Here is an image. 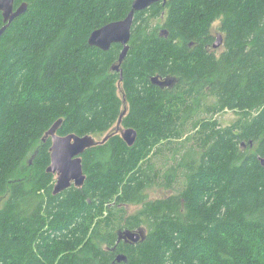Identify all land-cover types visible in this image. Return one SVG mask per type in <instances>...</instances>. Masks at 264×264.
I'll list each match as a JSON object with an SVG mask.
<instances>
[{"label":"trees","instance_id":"1","mask_svg":"<svg viewBox=\"0 0 264 264\" xmlns=\"http://www.w3.org/2000/svg\"><path fill=\"white\" fill-rule=\"evenodd\" d=\"M132 2L15 0L26 11L0 39V264H264V0L154 4L113 71L122 46L88 38ZM119 83L134 144L114 133L87 149L84 184L54 195L44 135L58 120L60 136L107 133ZM225 110L237 118L222 127ZM156 187L170 194L149 199Z\"/></svg>","mask_w":264,"mask_h":264},{"label":"water","instance_id":"2","mask_svg":"<svg viewBox=\"0 0 264 264\" xmlns=\"http://www.w3.org/2000/svg\"><path fill=\"white\" fill-rule=\"evenodd\" d=\"M168 1L172 0H133L130 11L125 18L122 21L109 23L91 32L88 38V45L102 51H108L113 44H120L122 46V51L120 53L117 65L112 68L113 71L119 70V65L124 60L128 51L130 30L135 13L144 11L152 5L160 2L165 5ZM14 2L15 0H0V13L3 23L2 27L0 28V39L10 27L11 23L23 15L26 11L25 3L15 8ZM222 42L223 36L218 34L214 39L212 48H219L222 46ZM153 82L162 86L169 85L171 80L161 82L158 81L157 78H154ZM125 113L126 110L121 112L118 119L119 124L121 123V119ZM60 124L61 120L56 121L46 132L43 139L45 140V138L50 137L51 141L49 148L50 163L46 169V172L54 175L55 177V184L53 187L54 195L63 192L71 185L75 187H81L84 184L85 175L83 173L81 155L87 149L95 147L99 144H103L111 135H113L108 134L99 142H96L94 140L95 138L89 135L77 136L74 134H68L66 136H60L57 134ZM119 135L127 146H132L137 137V133L131 128L121 129L119 131ZM261 163L264 166V160H262ZM120 239L126 242L135 243L144 239V230H126L120 232L118 240ZM122 261H126V257L122 254L117 255L116 262L120 263Z\"/></svg>","mask_w":264,"mask_h":264},{"label":"rangeland","instance_id":"3","mask_svg":"<svg viewBox=\"0 0 264 264\" xmlns=\"http://www.w3.org/2000/svg\"><path fill=\"white\" fill-rule=\"evenodd\" d=\"M218 24H219V22L216 21L211 26V34L214 37V39L218 34L222 35V33L218 30ZM222 50H223L222 46H220L217 49H213L212 47H210V52L215 53V55H219ZM117 89H118L117 94L123 103L122 111L127 110L126 109L127 106H126V103L124 101V95H123V92L121 90L120 83L117 85ZM212 102H213V99H211V98L207 99L208 104H212ZM212 118L215 119L220 124V126L225 127V126L232 124L237 117H236L234 112L225 110L221 113L214 115ZM121 129H123V127H122L121 123L120 124L118 123V120H117L116 123L113 125V127L107 133H105L102 136L95 137L94 140L96 142H99L108 134H114V133L119 134V131ZM167 158H168V156L165 152L164 154L159 155V157H156L154 159V162H156L158 164V167H160L161 162H164ZM169 194H170V192L167 191L165 188L156 187V188H153L152 190L149 191V199L155 200L158 198L166 197ZM139 209H140V205H131V206H128V208H127L129 214H133V213L139 211Z\"/></svg>","mask_w":264,"mask_h":264}]
</instances>
